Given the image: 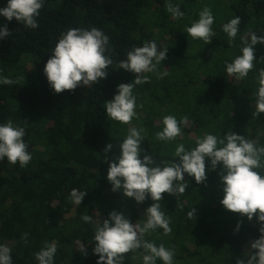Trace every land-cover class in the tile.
I'll use <instances>...</instances> for the list:
<instances>
[{"label": "trees", "instance_id": "16d2710c", "mask_svg": "<svg viewBox=\"0 0 264 264\" xmlns=\"http://www.w3.org/2000/svg\"><path fill=\"white\" fill-rule=\"evenodd\" d=\"M169 3L178 5L184 16L174 18L167 11ZM6 5L7 0H0V8ZM205 7L214 16L208 44L186 32ZM150 12L154 19L149 27L142 20ZM236 16L241 18L239 32L229 44L223 24ZM37 23L32 29L0 16V27L7 25L11 33L0 39V77L16 81L0 83V124L11 120L24 127L32 156L25 167L0 160V244L11 249L12 264H38L35 254L46 242L57 247L54 264H97L94 230L110 212L123 213L133 224L146 221L145 210L154 201L149 197L137 203L122 191H112L107 180L109 163L118 157L131 128L144 130L140 159L150 155L161 167L163 161L178 162L177 145L191 150L206 134L223 138L232 132L264 146V113L253 115L264 44L255 45L254 68L247 77L236 79L226 72V64L242 55L241 37L250 40V32L264 36V0H44ZM92 27L109 37L105 55L113 62L107 77L56 94L43 71L47 60L68 29ZM144 27L151 32L148 40ZM152 40L158 50L168 48L167 59L155 72L144 74L150 82L133 88L137 115L130 124L108 119L106 102L119 84L135 78L119 69V62ZM163 72L168 75L159 78ZM167 115L178 121L187 118L179 125L181 136L171 142L156 139ZM108 143L113 148L106 152ZM256 171L264 177V170ZM220 172L221 166L213 171L206 160L204 183L185 173L188 187L183 194H162L161 211L170 218L172 232L165 235L158 228L145 239L172 250L173 264H236L259 238L255 216L249 221L220 203ZM73 189L86 192L80 205L71 202ZM194 209L196 216L190 218ZM83 215L92 216V223L84 222ZM140 251L126 254L123 264H143ZM156 264L163 262L157 259Z\"/></svg>", "mask_w": 264, "mask_h": 264}, {"label": "clouds", "instance_id": "9594fccd", "mask_svg": "<svg viewBox=\"0 0 264 264\" xmlns=\"http://www.w3.org/2000/svg\"><path fill=\"white\" fill-rule=\"evenodd\" d=\"M44 0H7V5L0 8V16L7 21L15 18L27 28H38L37 17L43 7ZM167 11L174 18H181L184 13L179 6L169 3ZM214 16L210 8L205 7L199 13V19L186 29L193 39H200L204 44L211 43L214 35L212 25ZM241 18L236 16L223 24V32L227 34L229 44H232L239 32ZM11 35L7 25L0 27V39ZM250 40L241 37L242 55H238L231 63L226 64V72L236 79L247 77L254 68L255 45L264 44V36L255 33L248 34ZM109 37L100 29L92 27L90 30L70 28L62 34L52 51V56L44 66V74L50 87L56 94L65 90L74 91L79 86L97 84L108 75V67L112 60L105 55ZM168 48L158 50L157 43L147 41L142 47H135L127 53V58L119 62V69L132 72L135 78L130 83L117 86V94L105 104L107 118L121 124H130L136 114V96L133 94L135 85L150 82L145 73L155 72L157 65L167 59ZM168 75L167 72L158 73L159 78ZM0 83L15 84L16 81L8 77H0ZM257 99L253 115L264 113V69L259 71ZM184 117L178 121L175 116L163 117L162 131L156 133V139L171 142L181 136L180 123H186ZM143 129L131 128L128 135L120 144V152L115 161L109 163L107 180L112 185V191H122L123 195L133 198L137 203H143L151 198L152 203L145 210L146 221L140 225L133 224L123 213L115 210L109 213L107 219L94 230L93 249L99 256L97 264H123L125 255L142 249L143 264H156L157 259L163 264H173L174 252L163 244L157 246L145 239V236L156 229H163L165 235L172 232L170 218L161 211L160 201L164 193L169 195L183 194L188 187L184 174L193 177L197 184L204 183L206 176V160L210 161L213 171L221 166L220 180L223 184V199L220 203L226 210L246 216L249 221L255 216L259 223L258 239L250 242V248L244 258H238L236 264H264V177L256 170H264V146H258L254 141L235 133H227L223 138L213 134H206L198 138L196 146L186 150L184 144L175 148L174 162L163 161V167L156 165L152 156L145 154L140 159ZM26 135L24 127L14 126L11 120L0 124V160L7 158L15 165L19 162L25 167L32 156L28 152V145L24 141ZM113 145L106 144V152L111 151ZM155 165V166H154ZM86 192L76 189L71 191V202L80 205ZM191 218L196 216L195 209L188 213ZM84 222L92 223V216L83 215ZM240 221L236 231H239ZM27 233L22 239L27 243ZM79 251L87 255L85 245L80 244ZM57 252L55 244L45 243L36 254L38 264H54ZM0 264H12L11 249L0 244Z\"/></svg>", "mask_w": 264, "mask_h": 264}, {"label": "rangeland", "instance_id": "374dc122", "mask_svg": "<svg viewBox=\"0 0 264 264\" xmlns=\"http://www.w3.org/2000/svg\"><path fill=\"white\" fill-rule=\"evenodd\" d=\"M153 13L152 12H150L149 14L147 13V14H144L143 15V20L142 21H144V24H146L147 26H149L150 27V25H152L153 23H151L152 21H153ZM173 18V17H172ZM150 35H151V32L149 33V29L147 28V27H144L143 28V37H144V39H149V37H150ZM207 64H209V63H207Z\"/></svg>", "mask_w": 264, "mask_h": 264}]
</instances>
